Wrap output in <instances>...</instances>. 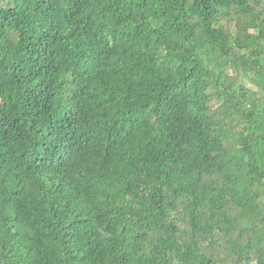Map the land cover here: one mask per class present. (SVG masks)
<instances>
[{
	"label": "trees",
	"instance_id": "obj_1",
	"mask_svg": "<svg viewBox=\"0 0 264 264\" xmlns=\"http://www.w3.org/2000/svg\"><path fill=\"white\" fill-rule=\"evenodd\" d=\"M0 264H264V0H0Z\"/></svg>",
	"mask_w": 264,
	"mask_h": 264
}]
</instances>
